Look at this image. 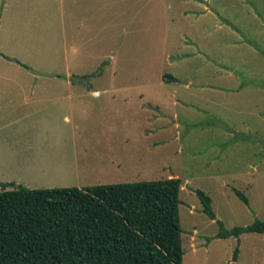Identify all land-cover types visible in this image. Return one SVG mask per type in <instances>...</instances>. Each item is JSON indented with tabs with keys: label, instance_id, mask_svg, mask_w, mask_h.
<instances>
[{
	"label": "rangeland",
	"instance_id": "1",
	"mask_svg": "<svg viewBox=\"0 0 264 264\" xmlns=\"http://www.w3.org/2000/svg\"><path fill=\"white\" fill-rule=\"evenodd\" d=\"M79 5L0 0V52L29 67L0 56V88L127 89L126 100L117 101L125 118L111 123L118 132L97 150L102 156L110 151L120 164L63 168L56 185L85 188L172 175L181 181L182 264H264V233L217 237V221L225 230L264 221V88L257 86L264 84V0H88L72 16ZM164 75L176 81L164 82ZM246 84L239 94L209 91ZM151 98L159 109H141ZM17 101L16 95L1 101L0 126ZM149 117L161 126L162 143L142 135ZM196 190L210 197L214 220L202 212Z\"/></svg>",
	"mask_w": 264,
	"mask_h": 264
},
{
	"label": "trees",
	"instance_id": "2",
	"mask_svg": "<svg viewBox=\"0 0 264 264\" xmlns=\"http://www.w3.org/2000/svg\"><path fill=\"white\" fill-rule=\"evenodd\" d=\"M180 187L175 177L85 188L0 183V264H182ZM232 191L248 204L242 192ZM195 193L202 212L214 220L210 197ZM217 224L223 239L264 233V221L257 219L231 230ZM237 254L235 249L233 260Z\"/></svg>",
	"mask_w": 264,
	"mask_h": 264
},
{
	"label": "crops",
	"instance_id": "3",
	"mask_svg": "<svg viewBox=\"0 0 264 264\" xmlns=\"http://www.w3.org/2000/svg\"><path fill=\"white\" fill-rule=\"evenodd\" d=\"M87 1L77 0L80 5L73 9L72 16ZM72 3L74 0H70V5ZM261 54L264 55L263 52ZM247 85L209 91L222 95L239 94ZM257 86L264 88L263 83ZM126 91L125 87H95L87 84L1 87L0 104L12 95H16L18 101L13 103V111L5 113L6 118L0 126V183H14L28 189L67 187L56 185L59 179L57 175L64 171L63 168L77 171L78 168L92 169L106 161L108 165L115 163L118 166L119 161L110 151L102 156L97 150L108 147L115 137L110 133L118 132L115 127L112 129L111 123L125 118V107L121 109L117 101L126 100ZM148 101L142 102L140 108L143 109L144 104H147L153 110L159 109L156 100L151 98ZM177 118L174 115L173 121ZM147 121L148 126L142 130L144 138L151 137L155 141L154 145L162 143L156 134L161 126L156 125L150 117ZM229 134L234 136L233 132Z\"/></svg>",
	"mask_w": 264,
	"mask_h": 264
}]
</instances>
